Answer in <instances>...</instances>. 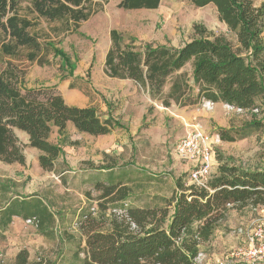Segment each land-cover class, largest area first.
Returning <instances> with one entry per match:
<instances>
[{"label":"trees","instance_id":"1","mask_svg":"<svg viewBox=\"0 0 264 264\" xmlns=\"http://www.w3.org/2000/svg\"><path fill=\"white\" fill-rule=\"evenodd\" d=\"M161 1L121 0L118 7L157 9ZM191 1L199 8L214 5L227 34L196 24L193 37L173 47L137 45L135 40L128 43L120 31L112 29L106 74L133 80L167 108L208 101L244 111L258 110V101L264 98V1L260 5L257 0ZM88 2L0 0V161L25 164L27 145L15 132L20 130L29 136L28 147L40 152V166L60 174L64 172L57 169L62 147L50 141L55 128L66 140L70 123L78 132L92 136L111 134L119 126L116 119L104 117L95 107L68 104L55 87H26L25 69L15 62H39L45 49L30 32L33 21L21 14L24 4L31 14L51 22H73L77 28L94 14ZM219 136L235 140L225 129L219 130ZM219 161L206 186L191 183L189 173L185 179L178 178L164 206H131L128 199L134 193V182L124 179L125 174L96 180L93 187L103 200L97 205L99 214L95 216L94 208L78 214L75 226L84 242L67 264H196L202 244L213 239L230 209L264 206V164L250 170L221 157ZM7 203L0 209L2 231L19 216L31 220L42 236L59 238L57 214L44 197ZM0 264L59 263L46 255L32 259L23 248L13 260Z\"/></svg>","mask_w":264,"mask_h":264},{"label":"rangeland","instance_id":"2","mask_svg":"<svg viewBox=\"0 0 264 264\" xmlns=\"http://www.w3.org/2000/svg\"><path fill=\"white\" fill-rule=\"evenodd\" d=\"M120 1L90 0L87 5L94 14L77 28L73 22L47 21L23 5L21 14L35 24L31 34L45 48L39 62L15 61L25 69L26 87H60L65 97L73 88L79 89L76 103L95 107L120 124L106 136L80 133L72 126L66 140L53 133L50 141L62 147L57 169L64 172L60 174L42 170L37 150L27 146L25 165L0 163V181L10 185L13 193L37 194L53 205L59 233V238L49 239L40 235L33 223L17 219L6 234L0 233V262L12 260L26 248L32 259L46 255L59 264L61 260L71 263L84 242L75 226L77 216L91 208L98 216L97 205L103 200L93 183L110 174H125L124 179L134 182V193L128 199L131 206H164V199L176 189V180L185 179L193 167L175 150L193 124L205 130L216 167L219 157L243 169L255 170L264 164V98L258 101V111L228 105L220 109L208 101L193 107L174 104L167 108L132 82L108 76L104 69L112 29L120 31L128 43L135 40L137 45L179 47L193 37L196 24L227 34L216 8H199L191 0H162L157 9L124 10L118 7ZM257 122L261 124L257 126ZM220 129L235 140H221ZM263 216L261 207L230 209L213 239L202 244L196 264H249L243 252L250 244L248 236Z\"/></svg>","mask_w":264,"mask_h":264},{"label":"built area","instance_id":"3","mask_svg":"<svg viewBox=\"0 0 264 264\" xmlns=\"http://www.w3.org/2000/svg\"><path fill=\"white\" fill-rule=\"evenodd\" d=\"M175 150L182 159L189 161L193 166L189 172L190 182L198 186H206L214 173L216 162L205 130L198 124H193L190 131L178 141ZM27 222L32 223L31 220ZM248 238L250 244L243 252L247 262L264 264V216L252 229Z\"/></svg>","mask_w":264,"mask_h":264},{"label":"crops","instance_id":"4","mask_svg":"<svg viewBox=\"0 0 264 264\" xmlns=\"http://www.w3.org/2000/svg\"><path fill=\"white\" fill-rule=\"evenodd\" d=\"M264 0H257L256 1V3H257V5H260L262 2H263ZM211 5V4H210ZM210 5H208V6H210ZM212 6H214V5H212ZM215 7V6H214ZM216 8V7H215ZM137 10H141V9H137ZM216 11H217V9H216ZM218 13V12H217ZM223 23V22H222ZM225 25V24H224ZM226 26V25H225ZM226 30H227V26H226ZM105 58H106V55H105ZM104 66H105V61H104ZM115 79H117V80H119V81H122V82H124V81H129V82H132L133 84H135V86H136V88H140L142 91H144L145 93H147V95L149 96V98H151L150 97V95H149V93H148V91H146L144 88H142V87H140L136 82H134L133 80H130V79H118V78H115ZM55 89L60 93V94H62L63 95V97L65 98V100H66V102L68 103V104H70V105H76V106H81V107H85L86 105H81V104H78V103H76V101L74 100L76 97H77V93L79 92L78 90L79 89H72L71 90V93L68 95V97H65L64 96V94L62 93V91H61V89H60V87H55ZM215 105H217V107L218 108H223L222 106H224L225 104H223V103H215ZM87 106H89V105H87ZM71 126L73 127V128H75L73 125H71V124H68V134H69V130H70V128H71ZM16 132V135L18 136V138L20 139V141L24 144V145H27V147H28V144H29V136H28V134L27 133H25V132H23V131H20V130H16L15 131ZM53 133H57L58 134V130H57V128H55L54 129V132ZM52 133V134H53ZM59 135V134H58ZM109 135V134H108ZM103 136H106V135H103ZM30 148V147H29ZM32 149H35V148H32ZM35 150H37V149H35ZM37 152H38V157H39V154H40V152L37 150ZM25 153V152H24ZM26 162H27V158H26ZM26 162H25V164H26ZM0 163H1V165L2 164H5V165H8V166H16L17 164L18 165H25V164H20V163H5V162H3V161H0ZM38 164H39V161H38ZM39 166H40V164H39ZM10 168V167H9ZM40 168L42 169V170H44L41 166H40ZM217 168V167H216ZM45 171V170H44ZM100 171H111V169H108V170H105V169H101ZM48 172V171H47ZM37 196V197H40V196H38L37 194H32V195H30V196H21V195H19V194H17V193H13V189H12V187L10 186V185H8V184H6V183H3V182H1L0 181V200L2 199V203L0 204V209L2 208H5V206H7L8 205V203L7 202H10L12 199H23V198H27V199H29V198H31L32 196ZM261 208H264V206L263 207H261ZM17 219H22V220H24V221H26L25 219H23L22 217H19V216H14L13 218H12V222H11V224L8 226V228L5 230V231H2L1 229H0V233L1 234H6L7 233V231L10 229V227L12 226V224L15 222V220H17ZM34 225V224H33ZM36 229H37V227H36ZM38 231V230H37ZM38 233H39V231H38ZM40 234V233H39ZM41 235V234H40ZM18 253V252H17ZM16 253V254H17ZM16 256V255H15ZM14 259V258H13ZM12 259V260H13ZM11 261V260H10Z\"/></svg>","mask_w":264,"mask_h":264}]
</instances>
